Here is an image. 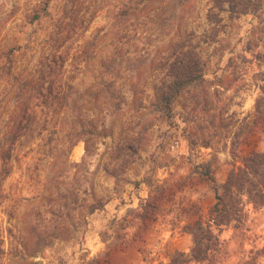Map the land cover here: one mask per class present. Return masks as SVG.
<instances>
[{"label": "rangeland", "instance_id": "1", "mask_svg": "<svg viewBox=\"0 0 264 264\" xmlns=\"http://www.w3.org/2000/svg\"><path fill=\"white\" fill-rule=\"evenodd\" d=\"M251 6L255 11L241 14V5L229 11L226 0H0V146H7L19 90L7 73L12 50L16 74L32 69L64 10L75 30L85 20V29L68 42L64 82L73 89L67 107L49 116L40 112L38 122L47 127L42 136L34 125L23 146L19 137L10 144L20 151L0 183V264H170L176 251L189 252L192 237L185 226L205 218L215 204L193 166L217 154L216 179L225 182L243 158L264 151V126L234 149L231 133H223L214 149L192 151L181 108L168 121L152 106L157 64L187 33L214 35L202 45L206 78L224 80L228 90L217 99L227 104L229 115L243 119L254 111L260 93L256 75L262 64L253 53L264 54V0ZM209 14L218 18L215 32ZM111 58L116 69L110 77L105 66ZM105 81H112L111 90L122 97L120 110L113 109L116 101ZM82 118L98 131L89 156L77 137ZM133 137L139 151L129 155L124 146ZM150 185L169 191L155 219L141 227L128 213L149 198ZM93 199L102 206L89 214ZM246 209L244 234L223 232L218 264H246L252 258L264 264V209Z\"/></svg>", "mask_w": 264, "mask_h": 264}, {"label": "trees", "instance_id": "2", "mask_svg": "<svg viewBox=\"0 0 264 264\" xmlns=\"http://www.w3.org/2000/svg\"><path fill=\"white\" fill-rule=\"evenodd\" d=\"M226 1L230 7L229 11H234L240 5L243 7L241 14L255 11L250 8L253 0H241V3L237 0ZM215 17V14L208 16L212 32H215L219 26L218 18ZM72 20L70 13L64 10L63 15L53 21L32 69L24 68L16 74L12 55L15 50H12L7 73L12 81L17 83L19 90L15 100L17 104L13 106L8 120L10 130L4 139L7 146L5 144L0 146V183L3 181V176L9 175L10 163L17 158H15L16 153L20 151V148L10 147V144L19 137L23 146L25 139L32 135L34 125L42 130L38 133L42 136V132L47 127L44 123L41 125L38 122L40 112L47 111L46 116H49L52 113L63 112L68 105L70 91L73 89L68 82H64L67 60L70 56L68 42L74 39L75 35L79 36L77 31L85 29V20H79L77 30L74 29ZM212 37H214L212 34L197 35L189 32L173 42L168 53L157 64L160 77L153 86L152 106L168 121L175 118L176 108H181L179 117L185 124L184 137L192 151L195 148L214 149L216 139L223 133H231V145L234 149L242 138L264 126V54L253 53L254 58L262 64V70L256 75L260 82L258 86L260 93L255 100L254 111L239 120L235 115H229L227 104L221 105L222 102L217 99L228 90L224 86V80L220 78L210 81L206 78L207 64L202 53V45L212 42L214 40ZM249 45L248 51L252 52V44ZM232 61L231 59L230 62ZM115 67L116 61L111 58L106 62V74L110 77L114 76V72L111 71ZM105 83L103 85L116 101L113 109L120 110L122 97L111 90L112 81ZM80 127L77 137L84 142L86 155L89 156L91 141L98 131L89 119L82 118ZM73 145L74 142L69 148ZM138 145V139L133 137L126 141L124 147L131 155L139 151ZM123 150L118 151L123 152ZM219 165L218 155L212 154L209 160L193 166V173L198 175L213 192L215 204L205 218H199L185 226V232L192 237V247L189 252L176 251L171 256L170 264H218L223 253L221 237L223 232L231 229L234 236L243 235L248 220L247 205H251L256 210L264 209V151L254 152L243 158L239 166H234L229 171L223 183H219L216 179ZM63 173L60 175L67 178ZM150 187L152 190L149 198L137 210L128 213V217L135 216L139 220L141 227L155 219L159 202L166 198L169 191L165 185H150ZM101 206L99 199H93V202L87 204V211L93 214ZM124 220L126 221L127 217ZM245 263L256 264V258Z\"/></svg>", "mask_w": 264, "mask_h": 264}]
</instances>
